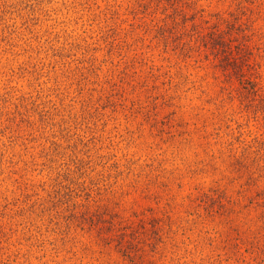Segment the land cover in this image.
Here are the masks:
<instances>
[{"label":"rangeland","instance_id":"374dc122","mask_svg":"<svg viewBox=\"0 0 264 264\" xmlns=\"http://www.w3.org/2000/svg\"><path fill=\"white\" fill-rule=\"evenodd\" d=\"M0 264H264V0H0Z\"/></svg>","mask_w":264,"mask_h":264},{"label":"trees","instance_id":"16d2710c","mask_svg":"<svg viewBox=\"0 0 264 264\" xmlns=\"http://www.w3.org/2000/svg\"><path fill=\"white\" fill-rule=\"evenodd\" d=\"M223 43L225 42L223 41ZM229 48L228 44L217 45L216 48H214V57L225 61V73H234L235 76L237 75V79L244 77L243 72L239 69L240 63L238 62V58H236L237 56H235L236 54H233V50Z\"/></svg>","mask_w":264,"mask_h":264}]
</instances>
